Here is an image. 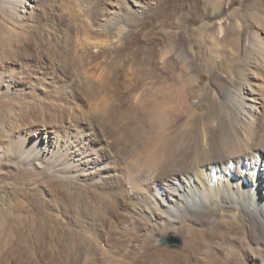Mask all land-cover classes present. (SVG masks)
Returning <instances> with one entry per match:
<instances>
[{
    "label": "bare ground",
    "instance_id": "bare-ground-1",
    "mask_svg": "<svg viewBox=\"0 0 264 264\" xmlns=\"http://www.w3.org/2000/svg\"><path fill=\"white\" fill-rule=\"evenodd\" d=\"M222 1L0 0V264H264V0Z\"/></svg>",
    "mask_w": 264,
    "mask_h": 264
},
{
    "label": "rangeland",
    "instance_id": "rangeland-1",
    "mask_svg": "<svg viewBox=\"0 0 264 264\" xmlns=\"http://www.w3.org/2000/svg\"><path fill=\"white\" fill-rule=\"evenodd\" d=\"M168 3L169 2L166 1L165 2V6H169ZM192 3H194V4H192ZM203 3H204V0H181V1L178 0V3L177 2L175 3L176 6H175L174 9L178 10V9L181 8V10H186L187 8H195V9H197V8H200L201 7L200 8L201 11L203 9V12H204L206 5L203 4ZM249 3L250 2H246V0H223L222 1V6H223L222 8L224 10H222L223 12L221 13V16L226 15L227 12H228V10H229L230 11V14L229 15H231L232 18L233 17L236 18L239 22H242L243 23V22H246L248 20L250 21V17L248 16L249 14H246L247 11H248V8H249ZM187 4H189L190 6L187 5ZM173 7L171 6V8H173ZM167 8L170 9V7H167ZM259 9H260V11H259ZM261 10H263V6L261 8H257V11L258 12H261ZM211 12H212L211 7H208L207 10H206V15L204 17L205 21H208V22H212L213 21V16H211V14H210ZM192 23H193V25H196L198 23V21H194V22L192 21ZM205 80H206V75L203 76V80L201 81V83L202 84L205 83ZM6 187H7V185H5V184H1L0 185V197H2V201L5 204H8L7 208L1 209V211H0V220H1V217L4 218L5 216H10V213L13 214L14 213L13 210H15V207H16L15 205H13V204L11 205L10 204L9 198H7V197L10 196L12 200H13V197L10 194L9 188L8 187L6 188ZM0 204H1V201H0ZM9 204H10L11 207L9 206ZM11 210L13 212H10ZM164 243H166V244H168L170 246H175L176 247V246L179 245V239H178V237H170V238H167ZM1 251H2V253L4 252V250H1Z\"/></svg>",
    "mask_w": 264,
    "mask_h": 264
}]
</instances>
